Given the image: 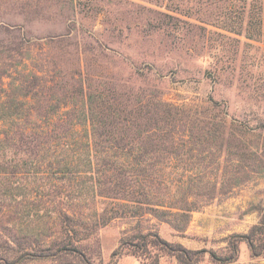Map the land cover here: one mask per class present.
I'll use <instances>...</instances> for the list:
<instances>
[{
  "label": "trees",
  "instance_id": "obj_1",
  "mask_svg": "<svg viewBox=\"0 0 264 264\" xmlns=\"http://www.w3.org/2000/svg\"><path fill=\"white\" fill-rule=\"evenodd\" d=\"M157 13V25L169 26L171 14ZM261 23L250 19L247 37L260 40ZM0 32V234L4 223L17 229L5 234L0 264L17 261L11 250L83 263L84 241L115 219L153 217L182 230L193 211L264 172V121L254 126L213 98L176 103L160 84L86 71L81 51L96 48L71 33L33 36L7 23ZM105 49L98 44L99 57ZM55 51L78 54L74 67ZM144 230L127 241L133 254L167 247ZM263 235L264 213L245 236L254 256Z\"/></svg>",
  "mask_w": 264,
  "mask_h": 264
},
{
  "label": "rangeland",
  "instance_id": "obj_2",
  "mask_svg": "<svg viewBox=\"0 0 264 264\" xmlns=\"http://www.w3.org/2000/svg\"><path fill=\"white\" fill-rule=\"evenodd\" d=\"M153 2L0 0V24L23 26L33 36L71 33L82 48H96L81 51L86 71L104 69L145 87L160 84L165 98L176 103L213 98L230 115H247L252 125H260L264 121V7L260 10L258 5L264 0ZM156 11L171 14L165 18L169 26L157 25L156 17L161 16ZM253 18L262 20L260 40L247 37ZM98 44L106 48L103 57L98 56ZM55 53L68 67L78 59V54ZM260 130L264 136V128ZM250 174L231 193L193 211L182 230L153 217L115 219L84 241L83 263L73 256L31 259L11 249L9 258L17 260L13 264H264V250L254 256L245 239L264 213V172ZM3 227L0 254L8 245L5 234L17 233L13 223ZM138 229L157 233L167 247L133 254L127 241ZM262 237L256 244H264Z\"/></svg>",
  "mask_w": 264,
  "mask_h": 264
},
{
  "label": "crops",
  "instance_id": "obj_3",
  "mask_svg": "<svg viewBox=\"0 0 264 264\" xmlns=\"http://www.w3.org/2000/svg\"><path fill=\"white\" fill-rule=\"evenodd\" d=\"M249 217H250L251 222H252V218H254V216L253 215H250ZM250 219H249V221H250Z\"/></svg>",
  "mask_w": 264,
  "mask_h": 264
}]
</instances>
